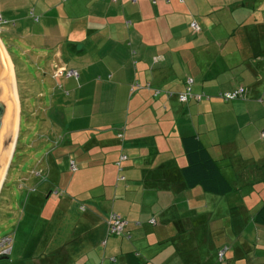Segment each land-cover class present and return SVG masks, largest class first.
<instances>
[{"label":"crops","instance_id":"1","mask_svg":"<svg viewBox=\"0 0 264 264\" xmlns=\"http://www.w3.org/2000/svg\"><path fill=\"white\" fill-rule=\"evenodd\" d=\"M60 1L58 11L43 12L42 27L54 41L45 63L46 117L57 135L44 142L49 149L33 173L48 184L20 197L24 216L14 239L23 224L26 247L2 260L264 264V225L254 218L264 203V0ZM86 3L92 7L81 9ZM198 14L209 19L199 22ZM187 79L200 101H178ZM236 88L242 101L217 105L219 94ZM217 108L220 130H238L233 142L211 141L209 114ZM190 135L216 161L230 193L187 185L181 138ZM244 144H253L250 156L237 153ZM111 212L126 222L118 238L106 236Z\"/></svg>","mask_w":264,"mask_h":264},{"label":"rangeland","instance_id":"2","mask_svg":"<svg viewBox=\"0 0 264 264\" xmlns=\"http://www.w3.org/2000/svg\"><path fill=\"white\" fill-rule=\"evenodd\" d=\"M36 5H38L37 9L35 8ZM62 6L60 0H0V39L14 63H12L11 59H8L10 60L9 63L11 62L10 65L13 72L18 108L17 118L20 116L19 123L17 122L16 140L13 144L14 150H12L9 167L2 180V186H4L0 194V240L10 236L12 238L10 249L13 247L15 249H25L26 241L24 236L29 232L21 224L18 236L14 239L18 223L24 216L23 207L19 201L20 197L35 187L42 188L48 184L47 182H42V177H37L33 173L37 162L42 160L49 149V142H46V144L44 142L49 139H55V135H57L47 127L46 115L48 113L46 114V110L48 109V104L46 101L49 99L48 93L50 91L45 74L50 73L45 63L48 57L52 56L49 47L54 44V41L52 42V39L42 29L45 24L43 12L49 8H54V10L58 11V8H62ZM89 7L92 6H87L86 3L82 4L81 9L87 10ZM202 15H196V19L199 22L209 19V17L203 18ZM61 18L65 19V17ZM69 19V23L73 22L72 17H69ZM54 20L57 22L56 26H64V22L61 19L55 17ZM67 35L69 36L68 33ZM54 39H56L55 41L58 40V38ZM230 102L225 103L221 100L217 105L232 104V101ZM235 103H238V101H235ZM219 111L217 108L209 114L211 141L214 144L233 142L236 139L238 130H220L218 126H220L219 117L221 112ZM36 146L40 147H38V151ZM254 146L261 148L262 143H256ZM254 146L252 144L246 150L247 146L244 144V150H238L237 153L243 157L250 156ZM213 151L212 149V154ZM247 204L254 205L255 202L250 201ZM251 210H254V208ZM6 214L9 217H4ZM22 229L23 232L20 231ZM112 237L118 238V236ZM103 247V242L100 240L99 251H102ZM13 263H15L13 256L8 260H0V264Z\"/></svg>","mask_w":264,"mask_h":264},{"label":"trees","instance_id":"3","mask_svg":"<svg viewBox=\"0 0 264 264\" xmlns=\"http://www.w3.org/2000/svg\"><path fill=\"white\" fill-rule=\"evenodd\" d=\"M188 81L190 80H186L185 91L181 94L186 93L187 89H189V94H191L192 96H199L200 99L198 101H200L202 96L191 93L190 85L192 84V82L190 81L189 84ZM238 89L239 88H236L230 92L219 94L217 98L223 100L224 102L243 100L244 98L240 96H237L230 100L223 99L224 94H232ZM190 100L195 101L193 99H189L187 102H189ZM198 101L196 100L195 102ZM187 102L180 103L184 104ZM181 145L186 159V164L181 169V173L188 186H200L205 192L219 196L226 195L234 189L231 183H229L222 175L219 167L217 166L216 161L211 157L207 149L202 145L196 135H190L181 138ZM254 218L259 224L264 225V203L261 208L256 212Z\"/></svg>","mask_w":264,"mask_h":264},{"label":"water","instance_id":"4","mask_svg":"<svg viewBox=\"0 0 264 264\" xmlns=\"http://www.w3.org/2000/svg\"><path fill=\"white\" fill-rule=\"evenodd\" d=\"M16 127L17 104L13 75L9 60L0 44V189L12 157ZM2 259L1 257L0 260Z\"/></svg>","mask_w":264,"mask_h":264},{"label":"built area","instance_id":"5","mask_svg":"<svg viewBox=\"0 0 264 264\" xmlns=\"http://www.w3.org/2000/svg\"><path fill=\"white\" fill-rule=\"evenodd\" d=\"M111 2H114L116 0H108ZM131 1H135V0H131ZM192 29L195 32L199 31V27L197 26L196 23L192 24ZM67 76H75L76 77V72L75 71H68ZM188 83L190 84V81H188ZM189 89H187V92L184 94H180L178 96V99L180 102H187L189 99H193V100H199L200 97L199 96H192L191 94H189ZM243 90L242 89H238L236 92L230 94H224L223 95V99L225 100H230L233 99L237 96H240L243 98ZM261 138L264 139V131L261 133ZM126 160V156L122 155L120 156L119 160L116 162V166L118 167V169L121 168V163L123 161ZM70 171H75V166L73 162H70ZM152 224L154 223L153 220L150 221ZM126 227V222L117 214L115 213H109L106 217V236L107 237H112V236H123L124 235V230ZM12 243V239L11 237L7 236L4 237L0 240V258L7 255L9 250H10V245ZM225 250H221L218 252L217 257L219 260L222 259L223 255H224Z\"/></svg>","mask_w":264,"mask_h":264},{"label":"bare ground","instance_id":"6","mask_svg":"<svg viewBox=\"0 0 264 264\" xmlns=\"http://www.w3.org/2000/svg\"><path fill=\"white\" fill-rule=\"evenodd\" d=\"M9 64H10V63H9ZM10 67H11V65H10ZM11 71H12V67H11ZM12 75H13V72H12ZM13 81H14V80H13ZM14 88H15V86H14ZM15 96H16V93H15ZM16 104H17V99H16ZM17 112H18V108H17ZM16 130H17V127H16ZM15 138H16V134H15ZM15 140H16V139H14V143H15ZM14 143H13V144H14ZM13 147H14V146H13ZM13 147H12V148H13ZM12 150H13V149H12ZM12 150H11V152H12ZM10 155H11V154H10ZM9 159H10V157H9ZM8 162H9V160H8ZM7 164H8V163H7ZM4 176H5V175H4ZM4 176H3V177H4ZM2 180H3V179H2Z\"/></svg>","mask_w":264,"mask_h":264}]
</instances>
